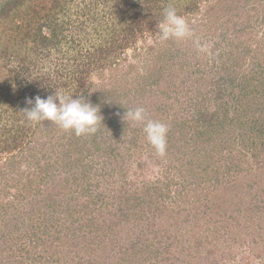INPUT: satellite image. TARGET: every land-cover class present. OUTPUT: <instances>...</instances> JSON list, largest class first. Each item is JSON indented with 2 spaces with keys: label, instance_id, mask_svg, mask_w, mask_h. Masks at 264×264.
I'll use <instances>...</instances> for the list:
<instances>
[{
  "label": "rangeland",
  "instance_id": "obj_1",
  "mask_svg": "<svg viewBox=\"0 0 264 264\" xmlns=\"http://www.w3.org/2000/svg\"><path fill=\"white\" fill-rule=\"evenodd\" d=\"M188 1L193 0H182L180 6L184 7ZM218 1H199L202 9L195 12L183 10L179 13L193 30L192 38L181 42L160 41L156 27L155 32L146 35L147 43L143 37L139 38V51L134 49L133 43V48L123 54L125 61L120 71L127 76L124 82L131 83L132 87L135 85L133 89L142 87L143 90L141 93L132 92L131 97L120 94L115 98L127 101L126 108L145 107L151 119L168 125L167 155L164 158L156 155L142 131L143 125L126 123L122 119L126 110H114L113 115L117 120L114 131L117 134L99 137L106 140L103 142V151H111L103 160L99 158L101 152L94 151L91 163L86 158L74 167L63 166L57 178L40 185L39 193H22L20 185H15L11 175L8 180L0 175V264H80V258L82 264H264V260L257 258L258 255L252 250L261 239L258 229H264L262 226L258 228L257 222L248 219L253 213V210H249L252 197L241 194L242 198H235V195H239L236 188L226 189L231 188L226 184L214 188L216 181L212 179L200 183L201 177L210 175L214 168L220 166L222 161L219 157L229 154L231 143L225 145L222 136L231 139L237 136V131L229 125L219 128V132L214 134V140L211 141L214 145L209 143L211 136L206 132L202 137L196 136L199 130L205 129L196 126V104L206 93L208 100L200 116L208 118V108L213 110L216 107L215 86L219 83V74L207 72L205 76L208 80H204L208 86L199 92L204 80L193 81L187 73L188 68L180 70V62L188 57L192 66L201 62L198 59L213 61L214 55H218V52L212 51L213 47H218L217 41L218 45L228 43L227 38L221 35L222 28L229 33L227 27L231 25L233 29L236 19L242 23L248 8L251 9L248 14L262 19L263 6L260 1L263 0H223L219 5L223 19L209 23L206 32H201L199 29L206 23L205 17L212 4ZM222 20L224 25L217 31L215 28L218 29ZM262 25L264 27V24L259 25L260 30ZM8 36L3 25H0L1 73L6 63H13L9 55L1 56V49L5 48ZM196 41L207 45L208 51L197 55ZM155 42L164 47L181 44L179 47L182 52L172 60L178 70L176 72L174 68H168L161 76L158 74L156 81L149 78L143 80L150 71L149 65L154 63L153 59H148V52L152 50L149 43ZM140 51L145 57L141 55L135 58L136 52ZM217 61L214 59L208 66L202 65L203 71L199 74L204 75L207 69L216 66ZM132 63L138 66L135 72L129 67ZM113 72L117 74L118 71ZM138 75L142 76L140 84ZM231 111L234 112L233 109ZM176 117L177 125L173 121ZM123 125L126 127L125 132H120L119 127ZM132 138L136 139L135 143ZM194 146H197L198 153L193 158L180 156L179 150L186 151ZM214 146L216 157H210V150ZM198 162H203V165L200 166ZM4 163L5 159L0 160V166ZM88 163L91 169L86 176L80 177ZM22 169L28 171L29 167L24 165ZM194 172L198 175L196 179L192 174ZM249 173L251 175L248 176L246 173L240 174L236 181H255L261 188L264 187L263 174L256 171ZM83 182L87 183V193L84 194L81 193ZM7 184L11 186L7 187ZM53 194L55 198H52ZM53 199L57 200L54 207L49 206ZM5 201L11 203L9 214L2 210ZM68 204L71 205V211L75 212V221L71 220V226L85 225L75 230L76 238L71 240L74 244L68 241L63 243L61 240L50 243L48 240L40 248L34 247L28 237L21 236L24 231H28L23 225L15 229L18 225L16 223L26 221L25 217L31 211L36 212L34 227L43 229L44 225L40 221L49 215L56 219L55 225L60 226L64 222L63 211ZM157 207H161L160 212L155 210ZM91 219L94 220V226L89 225ZM37 233L43 234L40 230ZM35 238L31 236V239ZM55 250L57 252L52 256ZM38 252L42 253L43 260L35 262L34 257Z\"/></svg>",
  "mask_w": 264,
  "mask_h": 264
},
{
  "label": "trees",
  "instance_id": "obj_2",
  "mask_svg": "<svg viewBox=\"0 0 264 264\" xmlns=\"http://www.w3.org/2000/svg\"><path fill=\"white\" fill-rule=\"evenodd\" d=\"M180 1L182 0H2L0 25H3V30L9 36L5 48L1 49V56L9 55L13 60L12 64L8 62L3 66V73L0 72V160L6 161L0 166V175L4 180H8L11 175L15 185H20L22 193H39L40 185L57 178L63 166L74 167L86 158L91 163L94 151L101 152V160L106 154H111L109 149L103 151V142L106 140L99 137L117 134L114 131L117 120L113 111L124 112L128 104L115 97L120 94L131 97L132 92L141 93L143 90L142 87L133 89L135 85L132 87L131 83L124 82L127 76L120 71L125 61L124 52L133 48L134 44V49L139 51L138 41L141 37L145 39L144 42H148L146 35L148 32H155L157 24L164 19L166 7H175L178 14L183 10L195 12L202 9L199 1L212 0L188 1L185 5L182 4L184 7L180 6ZM222 2L224 1L219 0L214 3L216 5L212 4L205 17L206 23L201 25V29L198 27L201 32H206L209 23L223 19L219 8ZM260 2L263 6L261 20L257 15L253 17V14H248L251 10L248 8L242 23L236 19L233 29L231 25L227 27L229 33L222 28L221 35L227 38L228 43L218 45L217 41L218 47L212 48V51L218 52V55H214V59L218 60L215 67L207 69L202 75L199 74L203 71L201 66H208L214 59H198L201 62H196L194 66L189 64V57L184 59L185 63L180 62V70L188 68L187 73L193 81H207V72L219 74V83L215 86L216 107L207 110L210 116H200L202 107L208 100L206 93L196 104V126L205 128L199 130L196 136L202 137L203 133H207L211 136V144L219 128L229 125L237 131V136L232 139L222 136L221 140L225 141V145L231 143L229 154L219 157L222 161L220 166L214 168L210 175L201 177L200 183L212 179L213 182L216 181L214 188L219 184L231 187L226 189L236 188L239 195H235V198H242L241 194L250 195L252 198L249 210L256 212V216L252 213L248 219L257 222L258 228L264 227V187L261 188L255 181L237 182L236 179L242 173L248 176L251 175L249 172L254 171L264 175L263 25L262 30L259 29V25L264 24V0ZM222 25L224 20L215 29L219 31ZM179 45L164 47L161 43H149L152 50L148 52V59H153L154 63L149 65V75L146 74L143 80L149 78L156 81L158 74L161 76L168 68H174L177 72L172 60L182 52ZM221 45L223 47L219 50ZM196 54L201 55V52L197 50ZM141 55L145 57L141 51L136 52L135 58H140ZM129 67L134 72L138 68L134 63ZM113 70H117V74ZM138 80L140 84L142 76ZM205 80L204 85L199 87V92L204 86H208ZM57 90L74 98L83 96L93 105L99 106L103 120L95 134L77 137L74 132L63 131L51 122L33 124L26 120L22 110L32 107L27 103L29 98L33 101L36 96L47 98ZM176 120L178 121V117L173 119L175 125ZM125 128L123 125L119 127V131L125 132ZM132 141L135 143L136 139L132 138ZM215 147L210 150V157H216ZM179 152L180 156L193 158L198 149L194 146ZM90 163L82 170L80 177L88 174ZM198 164L202 166L203 162ZM24 165L29 167L28 171L22 169ZM192 174L196 179L197 173ZM83 184L81 193L84 194L87 193V183ZM10 186L7 184V187ZM52 198H55L54 194ZM56 203L57 200L53 199L49 206L54 207ZM10 207L11 203L5 201L3 213L9 214ZM71 209L70 204L66 205L63 211L64 222L60 226L55 225L56 219L49 215L40 221L44 225L43 229L34 227L36 212L31 211L25 217L26 221L16 223L18 225L15 229L23 225L28 231H24L21 236L28 237L34 247L40 248L48 240L50 243L61 240L63 243L68 241L74 244L71 240L76 238L75 230L82 229L85 225L71 226L75 213ZM155 210L160 212L161 207ZM90 222L89 225L94 226V220L91 219ZM38 230L43 234L39 235ZM258 230L261 239L252 250L258 255L257 258L264 260V229ZM31 236L36 238L31 239ZM56 252L57 250L53 251L51 255ZM42 257V253L38 252L34 257L35 262L42 261ZM78 262L82 264L83 260L80 258Z\"/></svg>",
  "mask_w": 264,
  "mask_h": 264
},
{
  "label": "clouds",
  "instance_id": "obj_3",
  "mask_svg": "<svg viewBox=\"0 0 264 264\" xmlns=\"http://www.w3.org/2000/svg\"><path fill=\"white\" fill-rule=\"evenodd\" d=\"M164 19L157 24V37L160 41L181 42L192 38L193 30L186 19L179 15L177 9L168 6L163 12ZM196 48L201 53L208 51L207 45L196 41ZM30 108L22 112L28 122L37 124L48 121L66 132H74L77 137L93 135L103 120L99 106L93 105L83 96L74 98L72 95H64L58 90L47 98L36 96L34 101L27 100ZM122 119L126 123L143 125L142 131L147 142L154 148L157 156L164 158L167 155L168 132L167 124L151 119L145 107L126 108Z\"/></svg>",
  "mask_w": 264,
  "mask_h": 264
}]
</instances>
